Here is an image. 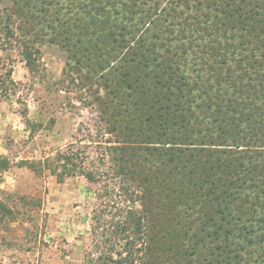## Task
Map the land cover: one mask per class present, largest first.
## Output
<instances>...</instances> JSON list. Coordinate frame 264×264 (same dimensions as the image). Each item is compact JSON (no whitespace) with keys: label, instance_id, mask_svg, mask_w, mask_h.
I'll use <instances>...</instances> for the list:
<instances>
[{"label":"trees","instance_id":"trees-1","mask_svg":"<svg viewBox=\"0 0 264 264\" xmlns=\"http://www.w3.org/2000/svg\"><path fill=\"white\" fill-rule=\"evenodd\" d=\"M10 2L0 44L32 73L35 42L59 45L58 87L95 107L96 161L78 140L19 162L92 184L83 264H264V0Z\"/></svg>","mask_w":264,"mask_h":264},{"label":"rangeland","instance_id":"rangeland-1","mask_svg":"<svg viewBox=\"0 0 264 264\" xmlns=\"http://www.w3.org/2000/svg\"><path fill=\"white\" fill-rule=\"evenodd\" d=\"M10 6V0H0L1 8ZM35 45L41 53L38 71L32 73L19 47L0 44V75L11 71L15 82L7 97L0 96V154L10 162L0 172V199L17 213L16 219L0 222V262L83 264L91 247L90 217L96 203L92 184L82 175L58 182L19 162L53 156L78 140L81 146L88 144L87 161H96V145L88 143L97 139L95 107L76 99L73 85L70 91L58 87L67 52L47 42Z\"/></svg>","mask_w":264,"mask_h":264}]
</instances>
